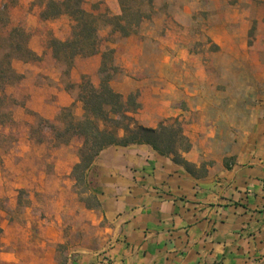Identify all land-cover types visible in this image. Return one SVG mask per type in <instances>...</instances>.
Returning a JSON list of instances; mask_svg holds the SVG:
<instances>
[{"label": "crops", "instance_id": "0c3cea01", "mask_svg": "<svg viewBox=\"0 0 264 264\" xmlns=\"http://www.w3.org/2000/svg\"><path fill=\"white\" fill-rule=\"evenodd\" d=\"M211 1L154 0L142 33L150 39L110 45L124 69L110 86L137 93L139 126L181 124L191 171L145 144L107 147L87 172L97 207L74 190L82 140L48 145L30 131L63 108L81 116L82 77L98 85L101 55L76 57L66 72L34 39L38 61L12 62L22 78L6 94L19 134L0 155V200L8 201L0 203V264H264V1L248 0L241 16ZM206 30L220 50L189 52ZM19 191L28 203H18Z\"/></svg>", "mask_w": 264, "mask_h": 264}, {"label": "trees", "instance_id": "16d2710c", "mask_svg": "<svg viewBox=\"0 0 264 264\" xmlns=\"http://www.w3.org/2000/svg\"><path fill=\"white\" fill-rule=\"evenodd\" d=\"M82 0H47L41 13L42 20L68 16L72 23L70 37L66 40L48 39L47 45L53 58L69 69L76 57L101 55L97 86L89 79H82L78 101L82 114L76 117L73 106L59 111V125L39 119V124L48 125L53 134L54 146L66 145L73 138L82 140L78 151L79 162L73 167L74 190L80 200L89 207H97L94 196L88 193L87 172L101 151L110 146H128L145 144L162 156H170L177 164L191 171L183 154L191 148V143L183 134L177 120L160 123L156 129L139 126L134 114L140 110L137 94L127 96L113 90L110 82L119 69L114 64V49H100L98 31L101 25L111 28L120 37L127 38L135 33L143 20L150 18L145 7L151 8L153 0H118V15L94 14L83 9ZM26 60H38L29 49L18 46ZM10 56L6 53L0 60V126L10 120V111H3L7 101L5 88L13 82H19L22 76L11 67ZM2 110V111H1ZM21 192V191H20ZM19 203V202H18Z\"/></svg>", "mask_w": 264, "mask_h": 264}, {"label": "rangeland", "instance_id": "374dc122", "mask_svg": "<svg viewBox=\"0 0 264 264\" xmlns=\"http://www.w3.org/2000/svg\"><path fill=\"white\" fill-rule=\"evenodd\" d=\"M46 1L47 0H0V60L2 59V55L6 53L10 56L9 60L11 62V67L14 60L22 62H37L38 60L34 59L26 60L23 52L18 49V46L30 49L29 47L33 45L32 40L37 39L42 41L44 46L50 50L47 45L48 39L56 38L63 41L70 37L73 23L68 16L62 15L56 19L49 20H42L40 18V13ZM82 2L83 9L94 14H106L112 16L120 13L118 0H82ZM211 2L214 8H222L226 6L234 11L236 15L240 16L242 15V12L248 10L250 6L248 0H213ZM155 8L156 6L154 5L153 0L150 9L145 7V11L150 15V18L143 20L136 32L129 37H140L143 41L150 39L149 36L142 35V33L145 32L144 27L148 25L154 17ZM202 17L203 20H207L206 13H204ZM220 25L221 22L219 20L214 23V26ZM242 33L243 32L240 30L237 32V35H242ZM218 34L221 37L223 36L221 31H219ZM246 34V45L249 48L253 46L254 41L258 36L255 23L252 24L250 30ZM98 35L101 42V51L105 50L108 46L111 47L110 45L112 43L117 39L122 38L118 33H114L110 27L105 25L100 26ZM192 38L196 40L188 49L191 53L200 54L206 57V55H211L220 50L218 46L212 43V40L208 36V30L196 31ZM197 39H200V42ZM238 49L239 53L242 54V48L239 47ZM61 64L66 67L64 63L61 62ZM65 69V71L68 72V68L66 67ZM118 69L119 72L115 75L113 80L123 74L124 69L122 70L120 67H118ZM84 78L89 79L88 76L82 77V79ZM16 83L17 82H13L7 85L5 93L7 88L14 86ZM14 105L15 101L7 95V101L3 111H10V120L4 119L6 120L4 126L6 128L5 133L7 134H4L2 130H0V155L6 153L11 147H13V142L19 134L18 128L12 122V109L14 108ZM73 111L74 113L76 112L75 109H73ZM50 123L59 125L57 120ZM30 135L37 141H46L48 145L53 142L50 140V137H53V134L48 125L43 123L40 125L39 120H36V124L30 131ZM17 198L19 203H28V195L24 191H19ZM0 203H8V201L0 200Z\"/></svg>", "mask_w": 264, "mask_h": 264}, {"label": "built area", "instance_id": "2783aa9c", "mask_svg": "<svg viewBox=\"0 0 264 264\" xmlns=\"http://www.w3.org/2000/svg\"><path fill=\"white\" fill-rule=\"evenodd\" d=\"M104 260L106 261V264H118L117 262L111 260L109 257H104Z\"/></svg>", "mask_w": 264, "mask_h": 264}]
</instances>
